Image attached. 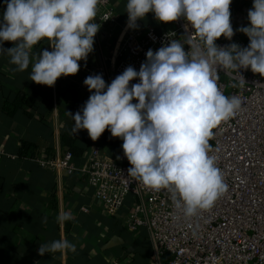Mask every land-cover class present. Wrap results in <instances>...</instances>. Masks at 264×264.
<instances>
[{
  "label": "clouds",
  "instance_id": "clouds-1",
  "mask_svg": "<svg viewBox=\"0 0 264 264\" xmlns=\"http://www.w3.org/2000/svg\"><path fill=\"white\" fill-rule=\"evenodd\" d=\"M100 0H6L0 21V55L23 72L31 63L29 80L53 87L60 77L75 75L81 60L93 51L99 24ZM232 0H127V26L137 27L147 13L158 22L183 18L201 43L185 51L173 39L153 52L149 49L139 71L128 66L106 84L102 75L83 81L92 94L75 114L71 134L86 130L96 141L107 129L112 138L123 141L121 149L130 167L127 178L149 190H166L185 218L210 210L228 191L225 173L209 141L213 129L234 117L241 108L238 96H226L218 83L217 69H231L245 84L239 70H251L264 77V0H253L247 12L248 26L237 31L248 37L247 47L232 43L219 47L215 41L235 34L230 22ZM106 18L105 20H107ZM46 40L52 48L33 54ZM14 46L3 48V42ZM187 44V43H186ZM138 79L139 83L129 86ZM137 101L132 103V101ZM117 159H120L117 156ZM73 219L63 212L58 223ZM43 222H47L44 218ZM76 247L66 238L39 245L38 255L67 254Z\"/></svg>",
  "mask_w": 264,
  "mask_h": 264
},
{
  "label": "crops",
  "instance_id": "crops-1",
  "mask_svg": "<svg viewBox=\"0 0 264 264\" xmlns=\"http://www.w3.org/2000/svg\"><path fill=\"white\" fill-rule=\"evenodd\" d=\"M115 10L114 25H100L94 36L93 51L81 60L77 74L60 77L53 87L29 80L31 63L23 72H13L15 65L7 55H0V264H148L153 247L148 231H131L124 224L126 209L107 214L95 203L81 176L66 175L41 168L34 160L60 158L64 153L63 135L69 136L83 151L81 164L92 146L109 157L120 149L117 138L106 129L93 141L86 130L71 134L74 121L66 115L80 110L88 97L83 81L89 75H102L106 84L113 77L121 59L120 48L127 30V0H110ZM253 0H232L230 22L248 46V37L237 31L249 24L247 12ZM6 0H0V21ZM137 29L151 26L156 33L172 24L158 22L152 13L137 20ZM5 41L2 47H13ZM52 48L46 40L32 49L36 54ZM25 148L22 150L23 146ZM70 213L73 219L58 223L56 217ZM47 222H43L44 218ZM66 238L75 252L38 255L39 245Z\"/></svg>",
  "mask_w": 264,
  "mask_h": 264
},
{
  "label": "built area",
  "instance_id": "built-area-1",
  "mask_svg": "<svg viewBox=\"0 0 264 264\" xmlns=\"http://www.w3.org/2000/svg\"><path fill=\"white\" fill-rule=\"evenodd\" d=\"M96 20L101 25L116 23L110 0H100L95 23ZM186 23L181 18L161 33L151 26L127 30L120 48L121 59L109 83L128 66L139 71L149 49L155 52L173 39L186 42L184 50L192 51L193 42H201L195 34L189 37L193 30L189 25L185 31ZM233 31L231 40L221 36L216 45L236 43L246 47ZM217 71L223 93L238 96L242 103L234 117L212 130L210 155L217 157L228 191L210 210L185 218L169 192L152 191L127 178L130 165L119 138L120 149L114 157L97 146L90 148L81 164L74 162L69 151L60 158L35 156L41 168L81 176L92 189L95 203L107 214L116 215L126 209V227L131 231L145 228L149 233L153 255L148 264H264V77L250 69H240L245 80L241 84L231 69L227 74L219 68ZM136 83L139 80L133 79L129 86ZM3 156L6 153L0 149V159Z\"/></svg>",
  "mask_w": 264,
  "mask_h": 264
},
{
  "label": "trees",
  "instance_id": "trees-1",
  "mask_svg": "<svg viewBox=\"0 0 264 264\" xmlns=\"http://www.w3.org/2000/svg\"><path fill=\"white\" fill-rule=\"evenodd\" d=\"M62 141L66 151L71 152L75 159L80 158L83 149L80 146L76 145V142L73 139L69 138V136L63 135ZM24 148L25 145L23 146L22 150Z\"/></svg>",
  "mask_w": 264,
  "mask_h": 264
}]
</instances>
